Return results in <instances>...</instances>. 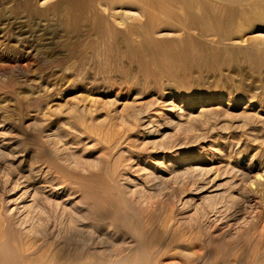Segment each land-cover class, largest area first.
<instances>
[{
	"label": "rangeland",
	"instance_id": "374dc122",
	"mask_svg": "<svg viewBox=\"0 0 264 264\" xmlns=\"http://www.w3.org/2000/svg\"><path fill=\"white\" fill-rule=\"evenodd\" d=\"M62 1L0 0V264H247L264 0Z\"/></svg>",
	"mask_w": 264,
	"mask_h": 264
},
{
	"label": "bare ground",
	"instance_id": "6f19581e",
	"mask_svg": "<svg viewBox=\"0 0 264 264\" xmlns=\"http://www.w3.org/2000/svg\"><path fill=\"white\" fill-rule=\"evenodd\" d=\"M24 4H27V3L25 2ZM23 6H20V7H23ZM52 9H53V12L58 17H61L62 19L69 18V13L75 14L74 21H75V25H76L78 22V18H79V11L82 9V5L80 4L79 0H63L62 2L53 5ZM66 9H68L69 11L65 12ZM132 10H134L136 12L138 11L136 8H133ZM111 16H113V14ZM115 18L117 20L121 21V19H119V17H115ZM103 23H104L103 27L106 28V30L110 32L112 29H111V27H109V24L105 20H103L101 22L102 25H103ZM68 24H69V22H68ZM113 32L116 34L119 33L116 30H114ZM123 40L127 44L128 51L130 53H132V51H133L132 40L129 37H125V38H123ZM263 228L261 229L262 231H260V229H259V232H261V233L259 236H256L258 238V241L254 243L253 248L249 247L252 250L248 251V252H250V255L247 259V264H264V229ZM118 264H137V258H136V256L133 255L131 257H127V258L123 259Z\"/></svg>",
	"mask_w": 264,
	"mask_h": 264
}]
</instances>
